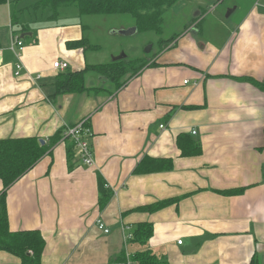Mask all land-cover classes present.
<instances>
[{
	"label": "crops",
	"instance_id": "1",
	"mask_svg": "<svg viewBox=\"0 0 264 264\" xmlns=\"http://www.w3.org/2000/svg\"><path fill=\"white\" fill-rule=\"evenodd\" d=\"M39 1L0 5V140L51 145L64 124L84 121L96 166L61 136L9 188L10 229L41 233V264H110L141 252L157 264H264V0L217 47L182 38L120 87L87 70L105 64L91 63L90 51L69 49L92 43L78 10L60 9L54 20L35 8ZM16 37L20 57L11 49ZM58 61L69 68L55 70ZM82 71L87 92L58 93L60 75ZM179 135L195 145H179ZM146 158L169 166L138 174ZM100 180L109 195L103 206ZM231 190L243 191L222 194ZM162 202L170 203L151 211ZM141 224L153 229L137 243ZM19 263L0 252V264Z\"/></svg>",
	"mask_w": 264,
	"mask_h": 264
},
{
	"label": "trees",
	"instance_id": "2",
	"mask_svg": "<svg viewBox=\"0 0 264 264\" xmlns=\"http://www.w3.org/2000/svg\"><path fill=\"white\" fill-rule=\"evenodd\" d=\"M180 0H40L35 8L39 10L49 9L54 20L58 19V11L63 8H76L82 20L86 16H111L130 15L135 20L138 32H152L160 37L159 43L164 39L165 15L168 10L178 4ZM7 3V0H0V5ZM174 39V38H173ZM172 42V41H171ZM69 49L82 47L85 51L98 49L97 45L91 46L87 39L74 41L68 44ZM164 50V49H162ZM161 50V51H162ZM154 58V57H153ZM152 60V59H151ZM143 60L137 67L125 61H116L102 65L91 66L87 70L95 69L108 81L113 82L118 87L123 86L126 77H133L150 61ZM126 76V77H125ZM123 80V81H122ZM123 82V84H121ZM58 93L63 90L84 93L89 90L85 85L83 71L75 73H64L58 77ZM80 122V121H79ZM78 123V122H77ZM76 124V123H75ZM88 125L87 123H85ZM66 125H63L60 134L51 139V145H43L37 138L1 139L0 140V181L3 190L0 191V252L9 253L20 259L19 264H41L46 242L39 231H12L8 221L7 192L9 188L23 175L28 173L44 157L47 151L60 141L64 135ZM74 125V124H73ZM71 125V126H73ZM70 126V125H69ZM64 137V136H63ZM179 135L178 144L185 143L195 145L191 137ZM73 143V142H72ZM73 148H75L73 144ZM197 149V148H195ZM183 153H186L184 150ZM169 165L164 159L146 158L137 168L138 174H149L166 169ZM100 190L102 191L101 205L103 206L109 199L107 191L104 189V182L100 180ZM106 187V184H105ZM243 190H231L222 194L242 192ZM170 202L159 203L151 211L159 210L167 206ZM152 226L141 224L133 234V241L144 243L152 233ZM134 264H157V259L149 252L136 253L131 260ZM125 255L113 260L110 264H127Z\"/></svg>",
	"mask_w": 264,
	"mask_h": 264
},
{
	"label": "rangeland",
	"instance_id": "3",
	"mask_svg": "<svg viewBox=\"0 0 264 264\" xmlns=\"http://www.w3.org/2000/svg\"><path fill=\"white\" fill-rule=\"evenodd\" d=\"M257 1L180 0L165 15L162 44L159 43L160 37L152 32H137L130 36L121 34L136 28L130 15L83 17L81 21L85 34L92 41L91 46L99 47L88 50L91 63H111L114 57L124 54L126 57L122 61L134 63L131 65L137 67L143 60L155 58L162 49L171 48V44L182 38L192 39L197 46L203 47H200L202 50L206 49L208 41L217 47Z\"/></svg>",
	"mask_w": 264,
	"mask_h": 264
},
{
	"label": "built area",
	"instance_id": "4",
	"mask_svg": "<svg viewBox=\"0 0 264 264\" xmlns=\"http://www.w3.org/2000/svg\"><path fill=\"white\" fill-rule=\"evenodd\" d=\"M24 44L21 39L18 37L15 38V40L12 43L11 49L13 51L18 50L17 56L20 57V52L23 50ZM15 75L19 76L20 72L22 70V66L18 65ZM69 68V64L67 62L58 61L54 63V69L57 71H66ZM187 84V82H185ZM165 126H161V129H164ZM192 133L195 135L196 131H192ZM64 138L70 139L76 150L79 153L80 159L82 160L83 164L87 167H95L96 162L94 158V153L92 150V146L89 142V139L92 136L91 130L89 127L85 124L84 121H80L73 126L66 125V130L64 133ZM98 228L104 233H109V230L105 227L104 223L102 221H98ZM128 229V228H127ZM132 238V234L128 236V239ZM182 242H179L181 244ZM127 264H134L132 261H128Z\"/></svg>",
	"mask_w": 264,
	"mask_h": 264
},
{
	"label": "water",
	"instance_id": "5",
	"mask_svg": "<svg viewBox=\"0 0 264 264\" xmlns=\"http://www.w3.org/2000/svg\"><path fill=\"white\" fill-rule=\"evenodd\" d=\"M230 14V13H229ZM228 14V15H229ZM138 32V29L137 28H133V29H130V30H126V31H122L121 32V34H123V35H126V36H130V35H133V34H136ZM25 35H27V34H23L22 36H21V38H25ZM125 55L123 54V55H121L120 57H117V58H113V62H116V61H121V60H124L125 59ZM41 143L44 145L45 144V142L43 141V140H41Z\"/></svg>",
	"mask_w": 264,
	"mask_h": 264
}]
</instances>
